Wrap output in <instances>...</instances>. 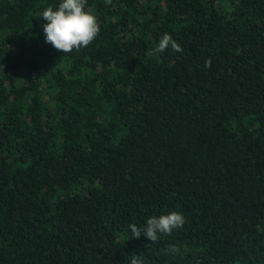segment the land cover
I'll return each mask as SVG.
<instances>
[{
    "label": "trees",
    "instance_id": "1",
    "mask_svg": "<svg viewBox=\"0 0 264 264\" xmlns=\"http://www.w3.org/2000/svg\"><path fill=\"white\" fill-rule=\"evenodd\" d=\"M60 2L0 0V264H264V0H87L71 53Z\"/></svg>",
    "mask_w": 264,
    "mask_h": 264
},
{
    "label": "clouds",
    "instance_id": "2",
    "mask_svg": "<svg viewBox=\"0 0 264 264\" xmlns=\"http://www.w3.org/2000/svg\"><path fill=\"white\" fill-rule=\"evenodd\" d=\"M87 0H61L55 9L46 7L40 18L47 23L43 24L45 42L50 43L62 53L79 51L89 46L100 34V23L95 14L86 10ZM171 48L175 52H183L181 45L165 33L154 49L155 54L165 52ZM205 67H211V60L205 61ZM185 217L179 211L152 216L147 219L145 226L135 223L128 225L132 236L140 238L143 234L152 243L157 242L161 235H171L173 230L180 229L185 224ZM179 251L176 245H169L165 253L175 254ZM130 264H144L139 255H130Z\"/></svg>",
    "mask_w": 264,
    "mask_h": 264
}]
</instances>
